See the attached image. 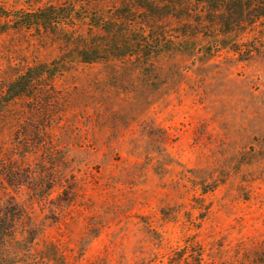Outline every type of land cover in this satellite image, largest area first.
<instances>
[{
	"label": "rangeland",
	"instance_id": "1",
	"mask_svg": "<svg viewBox=\"0 0 264 264\" xmlns=\"http://www.w3.org/2000/svg\"><path fill=\"white\" fill-rule=\"evenodd\" d=\"M49 3L105 18L125 6L0 0L26 10ZM192 6L206 20L196 34L192 19L156 11L153 32L165 38L150 55L80 61L72 35H86V21L65 35L0 30V94L27 66L66 61L0 111V181L15 177L6 191L43 228L38 248L55 243L68 264H160L171 255L264 264V22L223 33ZM137 15L135 39L144 29ZM183 29L182 43L162 49ZM29 171L43 175L41 190L52 185L48 197L27 185ZM69 186L73 201L60 209Z\"/></svg>",
	"mask_w": 264,
	"mask_h": 264
},
{
	"label": "trees",
	"instance_id": "2",
	"mask_svg": "<svg viewBox=\"0 0 264 264\" xmlns=\"http://www.w3.org/2000/svg\"><path fill=\"white\" fill-rule=\"evenodd\" d=\"M121 1V0H120ZM125 6L114 5L115 13L105 18L102 14L80 13L73 3H49L32 10L23 8H8L0 4V30L35 29L50 33H73L78 27L77 21H86L89 32L86 35L77 33L72 35L73 48L76 56L82 62H94L107 57L123 55H139V50L150 55L159 53L160 41L164 34H155L156 11L163 12L183 24L189 19L195 21L196 28L190 33L201 32L206 20L200 18V10H193L190 5L205 8L210 22L218 25L223 33L237 31L245 25H256L264 22V0H122ZM65 4V5H64ZM119 6V7H118ZM192 6V7H193ZM122 9V10H121ZM141 9L144 29L140 38H131L138 23V11ZM117 10V11H116ZM83 22V23H84ZM154 22V23H153ZM201 26V27H199ZM180 34L168 36V46L162 49H172L175 44L182 43L180 35H186L183 29ZM161 37V38H160ZM239 51L238 48L233 49ZM141 51V50H140ZM141 53V52H140ZM66 67L64 58L59 57L50 62H40L30 66L13 78L0 94V111L11 100L31 95L34 91L35 80L54 77L63 72ZM0 181V264H68L62 251L53 242H47L38 248L37 242L43 234V228L33 222L26 209L13 195L6 191V186L12 185L15 177L9 172L3 173ZM43 175L29 171L26 174L27 185L33 184V193L37 196H49L52 185L42 189L39 180ZM26 181V180H24ZM23 181V182H24ZM20 179L16 184H24ZM74 188L66 190L64 202L58 206L66 209L73 201ZM198 249V254H201ZM181 258L171 255L166 262L160 264H182Z\"/></svg>",
	"mask_w": 264,
	"mask_h": 264
}]
</instances>
